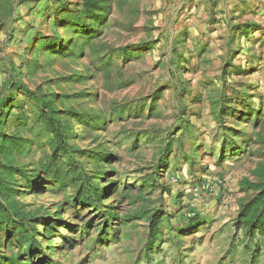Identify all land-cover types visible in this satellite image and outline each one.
<instances>
[{
    "label": "rangeland",
    "instance_id": "1",
    "mask_svg": "<svg viewBox=\"0 0 264 264\" xmlns=\"http://www.w3.org/2000/svg\"><path fill=\"white\" fill-rule=\"evenodd\" d=\"M4 1L15 12L8 20L0 12V107L14 105L8 132L25 115L21 131L30 146L20 164L29 173L39 170L49 147L34 104L22 93L17 101L9 98L16 73L31 90L42 86L63 97L61 109L101 118L92 127L76 122L72 144L86 154L112 156L101 166H85L90 183L106 188L100 209L59 210L74 191L22 182L20 201L54 224L47 239L43 223L36 225L44 254L53 245L60 264H197L218 244L230 255L228 264H264V248L257 257L252 252L263 238L248 240L234 226L241 204L253 196L241 182L253 180L264 162V0H105L108 16L90 33L95 50H108L101 57L91 46L74 50L76 57L57 54L70 33L78 37L66 32L63 7L71 11L82 0ZM55 35L60 42L41 49L43 68L31 73L26 61L36 45ZM122 49L135 50L124 58ZM170 141L163 177L153 188H138ZM106 210L117 217L111 228ZM160 210L171 215L170 230L151 252L148 221L136 214ZM197 216L206 224L181 234Z\"/></svg>",
    "mask_w": 264,
    "mask_h": 264
},
{
    "label": "trees",
    "instance_id": "2",
    "mask_svg": "<svg viewBox=\"0 0 264 264\" xmlns=\"http://www.w3.org/2000/svg\"><path fill=\"white\" fill-rule=\"evenodd\" d=\"M82 1V5L75 6L71 11L68 9V5H65L63 10L67 11L59 17L62 22H65L66 32L73 30L78 35L75 39H71L72 33L68 35L65 42L67 43L66 47L62 46V49L57 51V54L62 57L69 55L76 57L78 54L74 53V50H83L85 46H91L93 54L98 57L108 52L107 49L103 51L94 49L92 39L95 36L90 35V33L92 30H96L101 22L105 21L109 13V2L105 0ZM0 12L8 20L12 18L15 8L11 3L0 0ZM57 14L55 12V16ZM4 24V19L0 16V30ZM79 31L82 32L79 33ZM80 40H82L81 44H79ZM57 42H60V37L55 35L51 41L36 45L34 53H32V61H26V66L31 73L43 68L37 60L41 49L44 46H53ZM134 50L128 52L122 49L119 52H122L124 58H127L134 54ZM18 77H20V74L16 73L9 79V98L17 101L18 94L22 93L26 99L34 104L37 110V122L40 124L42 134L47 137L46 143L49 152L41 161L40 169L29 173L26 170L27 165L20 164L21 160L27 158L26 151L30 146L29 139L23 137L21 131L25 124L23 122L25 115H21L16 119L18 127L15 131L8 132V129L11 128L10 120L13 119L12 107L14 105L5 103L4 106L0 107V264H60L54 262L56 250L53 245L48 247L51 253L44 254L43 247L46 245L37 238L40 233L36 229V225L40 222L43 223V235L47 239L52 230L55 229L53 222H45L42 211L28 209V205L20 201L22 191L19 188L22 182L28 184L30 188H35L36 183L39 182V184L55 187L62 192L74 191V194L60 205L59 210L63 206H69L73 209L78 206L103 208L102 202L106 194V188L104 189L103 186L98 188L90 183V175L85 170V166L87 163L101 166L104 161L111 159L112 156L107 153L86 154L72 144V140L77 136V133L73 130L76 122L92 127L101 122V118H98V120H95V117L89 119L88 115H80L75 111L61 109L60 104H63V97L45 92L42 86L31 90ZM22 106L20 104L16 107L22 109ZM145 138H150V135H146ZM172 147L173 142L170 141L164 147L153 174L149 175L147 179L142 178L138 183L140 186L138 188L147 189L156 186L159 179L163 177L161 169L165 171L170 166ZM98 172L99 177L105 175L102 171ZM252 177L253 180L244 179L241 182L242 190L246 193L252 192L253 196L241 204L235 222V229L243 231L248 240H254L258 235L264 240V162L257 165L252 172ZM104 213L111 228L113 219L117 217L108 210ZM136 215L137 219L144 218L148 221L149 242L147 250L152 252L164 240V236L167 234L165 233L166 230H170L171 215L162 210L155 213L139 211ZM205 224L204 219L199 216L191 218L181 234L192 229L198 231ZM104 235L98 240L99 243L104 242ZM263 248L264 243L257 242L252 249L254 257H257ZM148 254L147 259L149 258Z\"/></svg>",
    "mask_w": 264,
    "mask_h": 264
},
{
    "label": "crops",
    "instance_id": "3",
    "mask_svg": "<svg viewBox=\"0 0 264 264\" xmlns=\"http://www.w3.org/2000/svg\"><path fill=\"white\" fill-rule=\"evenodd\" d=\"M214 242H215V240L213 239L211 243L214 244ZM232 242H233V240H232ZM230 244H231V241H230ZM201 247L205 248L206 243L203 242V244H201V246L200 245L198 246V249H200ZM207 248H208V250H205V253H204L206 256H203V260L199 261V263H197V264H211V263L215 262V260H216V262L223 260V264H228L227 262H229V260H230V255L225 256L224 252H220V249L222 248V246L218 247V244H217V245H215L214 248H212L211 246H208ZM212 253H213V255L214 254L219 255L220 259L219 258L214 259L215 257L211 255Z\"/></svg>",
    "mask_w": 264,
    "mask_h": 264
}]
</instances>
